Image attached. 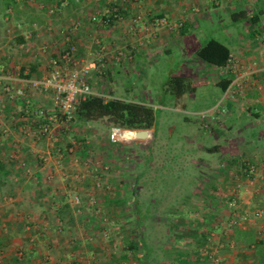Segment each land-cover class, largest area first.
I'll use <instances>...</instances> for the list:
<instances>
[{
  "label": "crops",
  "instance_id": "crops-1",
  "mask_svg": "<svg viewBox=\"0 0 264 264\" xmlns=\"http://www.w3.org/2000/svg\"><path fill=\"white\" fill-rule=\"evenodd\" d=\"M258 2L131 0L126 6L125 21L118 23L108 18L111 0H0V92L3 87L26 89L28 81L47 74L51 58L70 47H74L76 57L83 58L84 63L99 61V48L94 45L97 38L107 47V53L122 49L132 54V60L108 63L104 73L91 71V87L101 96L105 97L106 86L109 82L116 83L119 76L129 75L135 69L148 70L162 60L170 59L168 65L174 69L166 73L167 78H187L192 82L193 90L175 99L164 94L161 87L160 93L155 95L158 101L180 106L183 112L194 116L209 112L221 101L228 110L220 123L214 122L207 132L196 126L197 133L192 138L205 136L216 142L210 148H203L215 163L211 166L201 157L191 160V166L197 171L196 183L191 187L186 185L185 193L191 207L187 212L179 208L177 214L148 216L147 220L155 217L158 223L154 220L153 228L147 227V242L143 227L139 226V237L135 234V214H108L111 205L97 207L105 201V196L118 204L135 200L133 188L136 183L119 185L101 180V188L95 189L96 181L89 183V178L75 184L70 181L76 172L87 170L91 174L97 165L101 171L106 169L96 162L92 149L83 153L85 159L90 156L94 160L88 166L84 165L85 159L77 149L75 153H79L81 160L79 166L70 155L57 165L56 147H61V141L52 144L50 140L33 141L29 137L16 140L13 134L6 138L0 133V187L6 186L8 192L4 195L0 191V264H205L199 255L200 247L208 233L214 232L219 222L231 215L216 197L218 191H228L240 179L238 211L264 209V15L257 25L233 24L230 20L233 12H252ZM49 10H54L53 14ZM95 15L97 21L92 22L91 17ZM135 16H140L142 21L133 33H129L130 19ZM162 18L167 24L159 27L156 22ZM177 22L183 23L182 28H171ZM75 23L79 27L73 34L70 28ZM202 28H206L205 34L218 35L220 39L217 40L229 48V60L235 68L230 62L224 67H216L196 56V51L208 40L200 46L194 45ZM45 46L47 50L43 51ZM234 82H240L239 90ZM215 91L221 95L216 96ZM28 95L32 102L30 110L50 109L48 94L28 92ZM150 97L147 95V103H141L152 106ZM0 99L3 104L1 121L7 125L23 109V103L6 93L0 94ZM187 107L206 109L186 111ZM185 121L190 122V118L186 117ZM148 134L151 140L156 138L154 129ZM82 138L90 144L86 135ZM185 138L194 145L191 137L185 135ZM67 147L62 148L63 152L67 153L72 146ZM187 153L183 151V154ZM45 154L50 157L46 163H41L37 157ZM21 162L34 170L35 182L24 178L19 167ZM248 165L255 168L250 180L243 173ZM150 167L165 174L169 170L167 162L158 165L152 162ZM205 171L209 173L208 178H205ZM179 177L172 178V186H181ZM152 187L157 186L150 184L147 197L149 202L157 203L158 190ZM73 193L79 195L82 205L87 203L89 206L90 200L95 199L94 207L101 214H83L82 206L75 210L68 200ZM3 197L9 202L2 201ZM65 204L70 213L58 214ZM27 226L32 229L28 231ZM237 231H252L255 243H237L234 239ZM157 234L161 236L159 242ZM30 236H36L34 245L29 243ZM89 236H93L91 242ZM152 239L157 241L155 246L150 243ZM215 241L224 244L219 253L222 264H264V220L254 221L245 229L233 230L226 237L216 236ZM18 251L23 252L22 259L17 257Z\"/></svg>",
  "mask_w": 264,
  "mask_h": 264
},
{
  "label": "rangeland",
  "instance_id": "rangeland-1",
  "mask_svg": "<svg viewBox=\"0 0 264 264\" xmlns=\"http://www.w3.org/2000/svg\"><path fill=\"white\" fill-rule=\"evenodd\" d=\"M252 9L253 8H251V10ZM201 30H203L204 33L203 31H201V33L199 32L200 34L197 33L198 37L194 45L200 46L209 38L220 39L218 35L205 34L206 28L205 30L204 28ZM186 51H189V48H187ZM175 54H177L176 51ZM169 61L170 59L162 60L159 65L149 68L148 70L147 68L140 70L135 69L136 71L129 75L119 76L116 79V83L109 82L104 91V99L106 100L111 99L109 97H114L138 103H147V95L150 94V103H152V106L150 107L153 108L155 113V131H157L155 139H134L129 143L112 144L109 141L110 127L106 121L97 122L84 129H81L80 127L76 128L71 124L70 126L68 125L66 129L59 131V134L62 135L61 148L72 146L73 142H78L77 140L81 138V136L86 135L90 141L88 146L93 151V157L97 158L96 162L99 163L100 166L106 167V169L101 171V168L97 165L95 171L89 175V179L87 178L89 183H92L98 177L101 180H108L119 185H125L126 182H128L126 185H133L136 183L134 188L132 187L133 193L135 194L134 198L136 199L133 201L121 202L119 204H110L111 206L108 214H135L134 220L137 224V232L135 234L139 237L141 234L139 226L143 227L146 242L147 227L149 228L153 226L152 223L154 220L158 223V219L155 217V219L149 218L147 220L148 216L152 217L153 214H156L154 216L158 217L159 215L166 216V214H177L180 212L179 208H182L184 212H187L188 208L191 207L192 203L187 200L188 198L185 193L187 191L186 185L190 184L191 187L197 180L195 178L197 171L195 166H191V160H198L201 157V160H204L205 163L211 166L215 163L214 158L208 157V155L203 152V148H210L214 146L216 142L211 139L209 140V138L205 136L202 138H192L193 134L197 133L196 126L198 129L207 132L204 128L206 121L205 123L200 122V115L196 114V116H194L185 113L180 106H169L166 102H160L155 97L156 94L160 93L161 87L167 79L166 73L170 69H174L168 65ZM95 92L98 94L97 90ZM214 93H216V96L221 95L219 91H215ZM185 109L186 111H201L206 108L187 107ZM186 117L190 118V122L185 121ZM202 130L201 132H203ZM185 135L194 140V145L189 143L188 138H185ZM223 140L224 139L219 140V144H221V141ZM118 144L125 146L130 150L131 155L128 158L122 154L123 150H119L120 154L116 152L117 149L120 148ZM183 151L188 153L185 155L183 154ZM102 159L105 161L102 162ZM143 159L147 160V168L143 165ZM152 159L156 165L161 162H167V168H169L168 172L165 174L157 168H151L150 165H148V162ZM163 159L164 161H162ZM176 167L185 168V170L177 171L174 169ZM205 173V178H208V171H205ZM163 174H165V176H163ZM177 175H180V181L178 183H180L181 186L175 187L172 186L171 182L173 181L172 178H175ZM150 184L151 186H157L152 187L153 189L158 190L159 197H156L158 200L157 203L149 202V198L147 197V191H150ZM5 188L6 186L4 185H1L0 187V191L4 195L7 192ZM166 190H173V192L167 193ZM129 191L130 189H128V192ZM150 198L153 199V197ZM93 200L95 201V199ZM81 206L83 208V214H101L99 211L97 213L96 207L91 203H89V206L87 203L84 205L81 204ZM137 211H141L142 214H138ZM158 227V225L155 227L157 233ZM152 228L153 227H151V229ZM152 240L153 241L150 243L155 246L156 244H154V242H159L161 236L158 235L156 238L157 241L154 239ZM149 252L152 253V251ZM148 255L151 259H154L150 254ZM145 259L147 260V252L145 253ZM151 259H149L150 262H152Z\"/></svg>",
  "mask_w": 264,
  "mask_h": 264
},
{
  "label": "built area",
  "instance_id": "built-area-1",
  "mask_svg": "<svg viewBox=\"0 0 264 264\" xmlns=\"http://www.w3.org/2000/svg\"><path fill=\"white\" fill-rule=\"evenodd\" d=\"M255 1V0H251ZM131 2V0H111V8L108 13V18L112 19L115 22L123 23L125 21V12L126 6ZM53 14L54 10H49ZM92 22L97 21V17H91ZM142 18L140 16H135L130 19V27L128 29L129 33H133L136 26L141 23ZM166 19L162 18L157 20V26L166 25ZM183 23L177 22L171 25V28L177 30L182 28ZM78 24H74L70 28L71 33L78 31ZM264 35V34H263ZM68 40V38H67ZM94 45L99 48L98 60L84 63L83 58H77L75 55L74 47H70L67 51L60 54L58 57L51 58L49 62V70L40 79H34L27 82L26 89L20 88L13 90L10 87H3V90L0 92L9 94L13 99H20L23 103V109L10 121L9 124H3L0 115V133L3 137H10L13 134L16 140L21 137L32 138L33 141H42L50 140L52 144L60 143L62 135H60L57 130H64L66 127L72 124V118L75 112L77 103L80 100L91 97H101L100 94L94 92L90 84L91 71L96 70L98 72L104 73L105 66L108 63L116 62L119 63L123 60H132L131 53H125V50H117L114 53H107V47L104 46L100 39H94ZM43 51L47 50V47H43ZM235 68L236 65L232 60H228ZM100 64V66H98ZM233 85H236L237 90L240 89V82H234ZM28 92H38L43 94H48L50 96L51 107L49 110L44 109H34L30 110L32 107L31 99L28 95ZM0 111H3V104L0 99ZM228 114L227 108L224 106L221 101L218 103L212 110L205 112L200 115L201 121L206 125L204 128L208 131L210 126L216 122L220 123V120L223 119ZM210 120V121H209ZM134 133L133 131H128L113 127L109 132V141L112 144L116 143H129L135 139V136L132 139H128L127 134ZM72 147L68 149V152H63L61 147H56V155L59 157L57 160L58 164H61V161L66 159L67 155H70L76 165H78L81 160H79L78 154L75 153L76 149L80 147V142H73ZM87 144V141H86ZM67 151V150H66ZM13 157V156H12ZM49 155H41L37 159L41 163H46L49 159ZM90 156L86 157L84 160V165L88 166L92 163ZM94 163V162H93ZM40 166V164H39ZM79 166V165H78ZM20 169L22 170V175L24 178L35 182L37 179L36 173L30 167H27L24 162L19 164ZM245 178L250 180L255 174V168L251 165L247 166L243 170ZM90 174L87 173V170L82 172H76L70 177V181L73 184L78 181L85 180L89 178ZM96 183L94 188H101V179L98 177L95 179ZM242 183L240 179L238 183L231 189L225 192L218 191L216 197L219 198L220 202L223 203L225 207L229 209L230 218L227 220L219 222L216 230L210 232L207 235V238L203 245L200 247L199 255L203 258L205 264H222L219 253L224 249V244L222 242L216 243V236L226 237L229 232L233 230L245 229V227L259 220H264V209L263 208H254L246 209L243 212H239L240 208V199L239 195L241 192ZM70 205L75 209L79 210L81 206V200L77 193H73L69 198ZM2 201L9 202L7 197H3ZM93 206L95 201L92 199L90 202ZM246 203L245 205H248ZM26 229L30 231L31 226H27ZM43 236V233L40 234ZM93 236H89L88 241L91 242ZM29 243L34 245L36 243V236H30ZM17 257L22 259L23 252L18 251Z\"/></svg>",
  "mask_w": 264,
  "mask_h": 264
},
{
  "label": "trees",
  "instance_id": "trees-1",
  "mask_svg": "<svg viewBox=\"0 0 264 264\" xmlns=\"http://www.w3.org/2000/svg\"><path fill=\"white\" fill-rule=\"evenodd\" d=\"M264 15V0H259L257 6L252 10V12H247L246 10H240L233 12L230 15V20L233 24L248 22L251 25L260 21V18ZM230 50L222 42L215 38L208 39L197 51L196 56L203 62L216 66L224 67L227 65L229 60ZM228 83L226 84V86ZM225 86V88H226ZM224 88V89H225ZM193 86L192 82L181 76H170L166 79L162 85V91L164 94H170L174 96L175 99H179L185 95L192 92ZM72 124L76 128L80 127L84 129L90 127L97 122L106 121L109 125V130L113 127L128 131L137 130H151L154 129L155 133V113L152 107L147 106L143 103H138L134 101H126L120 99H109L106 100L101 97H91L80 100L75 108V112L72 118ZM78 139V138H77ZM81 143L77 151L83 155L87 149H89L88 144H86L87 139L79 138L77 140ZM123 150V155L127 158L131 155L130 150L127 147L118 144ZM116 150V149H115ZM120 149L118 148L117 151ZM77 152V153H78ZM120 153V151L118 152ZM85 154L83 155L84 158ZM152 158V157H151ZM85 159V158H84ZM143 165L147 168V160L143 159ZM153 159L148 162L150 165ZM150 169V168H149ZM0 173L1 170H0ZM144 173V172H142ZM105 201L97 207L103 208L107 205L118 204V202H113L105 196L103 200ZM149 210V209H148ZM69 206L67 204L62 207L58 214H69ZM138 214H142L141 211H137ZM237 243L253 244L255 243L254 234L252 231H237L234 237Z\"/></svg>",
  "mask_w": 264,
  "mask_h": 264
},
{
  "label": "water",
  "instance_id": "water-1",
  "mask_svg": "<svg viewBox=\"0 0 264 264\" xmlns=\"http://www.w3.org/2000/svg\"><path fill=\"white\" fill-rule=\"evenodd\" d=\"M135 133V139L137 140H144L149 138V134L147 130H137Z\"/></svg>",
  "mask_w": 264,
  "mask_h": 264
},
{
  "label": "bare ground",
  "instance_id": "bare-ground-1",
  "mask_svg": "<svg viewBox=\"0 0 264 264\" xmlns=\"http://www.w3.org/2000/svg\"><path fill=\"white\" fill-rule=\"evenodd\" d=\"M129 137L128 139H132L133 136H135V133L127 134Z\"/></svg>",
  "mask_w": 264,
  "mask_h": 264
}]
</instances>
